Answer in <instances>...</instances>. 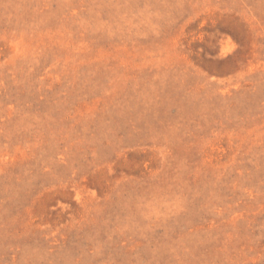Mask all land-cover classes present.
I'll list each match as a JSON object with an SVG mask.
<instances>
[{"label": "rangeland", "instance_id": "374dc122", "mask_svg": "<svg viewBox=\"0 0 264 264\" xmlns=\"http://www.w3.org/2000/svg\"><path fill=\"white\" fill-rule=\"evenodd\" d=\"M0 264H264V0H0Z\"/></svg>", "mask_w": 264, "mask_h": 264}]
</instances>
